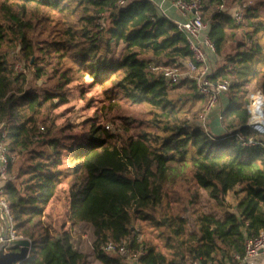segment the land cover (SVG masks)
Here are the masks:
<instances>
[{"label": "trees", "instance_id": "obj_1", "mask_svg": "<svg viewBox=\"0 0 264 264\" xmlns=\"http://www.w3.org/2000/svg\"><path fill=\"white\" fill-rule=\"evenodd\" d=\"M119 1L0 0V19L9 23L0 20V119L7 126L9 156L3 195L15 233L31 241L23 264H90L65 232L52 239L44 226V209L58 198L63 183L68 185V220L91 226L101 264H125L96 251L107 240L121 239L135 250L144 246V264L234 263L233 254H243L245 237H255L264 227V147L242 146L235 136L252 134L245 85L253 83L264 94V71L247 68L262 51L264 22L247 6L244 24H236L230 13L217 9L225 0H202L208 35L225 58L215 76L230 79L228 104L220 111L226 132L213 136L177 115L171 92L195 89L194 82L168 86L150 68L184 69L183 60L191 56L185 35L153 1ZM238 29L245 41L231 55L227 42ZM9 35L19 40L33 76L50 86L30 87L26 75L14 71L6 56L13 40ZM119 44L120 60L108 61ZM228 65L235 69L231 74ZM84 74L102 87L100 115L119 124L106 129L94 125L93 118L86 141L72 153L75 135L50 113L69 102V84ZM138 105L149 108L147 119L123 115ZM66 151L75 158L73 165L64 162ZM176 165H188L193 185L223 209L225 196L238 186L236 211L192 210L189 219L168 209L166 182ZM137 221L165 229L166 252L137 239Z\"/></svg>", "mask_w": 264, "mask_h": 264}, {"label": "rangeland", "instance_id": "obj_2", "mask_svg": "<svg viewBox=\"0 0 264 264\" xmlns=\"http://www.w3.org/2000/svg\"><path fill=\"white\" fill-rule=\"evenodd\" d=\"M247 6L255 10L264 22V0H225L223 7L221 8L219 6L217 7V9H221L228 13H233L237 9H243L245 14ZM203 16V18H206V14H204ZM0 20L4 22L5 25H9V23L5 20ZM244 22L245 18H243L240 23L236 24L243 25ZM9 38L13 40L8 43L6 56L13 64L18 63L21 65L22 71L20 72H23L26 75L28 85L36 89H43L50 86L44 80V78L36 79L33 76L34 69L29 65H25V61L21 57L19 40L14 39L13 35H9ZM239 41H245V39L242 37L241 32L238 29L237 31H235L234 37H231L227 42V52L233 55ZM260 41L262 43V51L258 53L254 57V59L247 65V68L251 71H264V33L261 34ZM122 52L123 44H119L113 49V53L109 54L106 59L110 62H118L121 58ZM12 54L15 56L13 57ZM223 65L224 64H222L221 66ZM231 66H227V70H229L230 74L235 71V69L232 70ZM226 79L230 81L229 78L226 77ZM68 87L70 89L69 102L53 110L50 115L54 116V121L57 125H59L60 127L67 125L69 127L67 132H71L75 135V140L72 144V147L74 149L72 151L73 153L75 151V148L79 145L78 143L86 141L87 136L89 135L90 123L88 122L90 120L94 118V125H104L106 129L111 130H113L115 128V125L119 124V122L113 121L109 117L106 118L100 115V107L102 106L104 101L102 87L99 84L93 83L92 78L89 75L84 74L79 77V79L73 80ZM245 89V97L248 104L251 93L259 89L256 88L253 83L245 85ZM171 93L176 107H179L177 113L179 119L181 120L182 117H184L187 119V123L189 125L191 124L194 126H198L197 118L202 111L201 105L203 102L200 97L198 98L196 89L190 88L185 90L183 88H178ZM179 96L181 97V100L183 102L179 101ZM227 104L228 100L223 99L221 102L222 108L227 106ZM148 111L149 108L147 106L138 105L134 111L128 108L124 109L123 115H132L137 119H147ZM209 117L210 116L208 115V118ZM220 129L221 125L217 127L216 132H211L212 134L219 136L222 134V132L219 131ZM70 157L71 155L66 151L63 158L64 162L68 165H73L75 163V158L73 157L72 159H70ZM12 158L15 160L17 157L13 156ZM8 178L9 176L7 171L5 179ZM190 179H192V171L188 165H176L172 168V171L169 174L168 180L166 182V202L168 204V209L173 210L174 212H181L182 215H186L189 219L191 218L192 210H198L199 212H212L217 215L221 214L223 210H226L228 212L236 211V198L240 195L238 193V190H236V192L234 193L229 192L225 196L224 202L226 207L223 209L222 206L218 205L213 199L208 196L205 190L198 188L196 185H193ZM64 185L65 184L63 183L59 186L60 195L58 196V198L53 200L47 210V218L52 219L53 222L59 225L60 228L68 220L67 207L69 198L66 188L67 186ZM136 223L137 224L135 228L139 231L137 235V239L139 241H141L142 243L146 242L155 244L158 249L164 252L167 251L164 246L166 233L165 229H163L162 227L152 226L148 222L137 221ZM69 235L74 247L88 256L90 264H101L96 258L95 250L92 247V229L89 224L81 223L75 225L72 230L69 231ZM142 247L144 248L143 245ZM144 250L146 251L145 248Z\"/></svg>", "mask_w": 264, "mask_h": 264}, {"label": "built area", "instance_id": "obj_3", "mask_svg": "<svg viewBox=\"0 0 264 264\" xmlns=\"http://www.w3.org/2000/svg\"><path fill=\"white\" fill-rule=\"evenodd\" d=\"M129 0H120L119 5H124ZM164 14L162 2L164 0H151ZM171 4L176 10L180 19L175 23L178 29L185 35L191 56L183 60L184 69L179 66L150 68L160 75L165 85L171 86L180 83L183 79L194 82L197 95L203 102L202 111L198 115L197 125L207 135H210L208 126V115L218 104L220 97L227 93L229 82L227 79L216 77L214 61H220L215 50V45L208 35V24L202 17V0H172ZM235 23H240L244 18V10L237 9L230 13ZM13 55V54H12ZM15 55H13L14 57ZM16 72L22 71L21 65L13 64ZM249 113L246 122L252 134L243 136L235 133L242 146H263L264 147V94L261 90L251 93L247 104ZM6 124L0 119V244L3 241H10L22 236L15 233L14 222L10 213L9 205L3 195V187L7 174L9 156L5 145ZM107 127V126H106ZM6 233V238L4 237ZM244 251L242 255L233 254L234 263L226 264H253V259L264 252V227L258 229L257 235L253 238L245 237ZM98 253L115 254L125 264H144L141 257L145 254L143 247L133 249L129 246L127 239L120 241L107 240L97 248ZM18 264V263H15ZM181 264H200L197 259H189Z\"/></svg>", "mask_w": 264, "mask_h": 264}, {"label": "crops", "instance_id": "obj_4", "mask_svg": "<svg viewBox=\"0 0 264 264\" xmlns=\"http://www.w3.org/2000/svg\"><path fill=\"white\" fill-rule=\"evenodd\" d=\"M157 1L160 2V0H157ZM171 1L172 0H164L162 2V7L164 9L163 11H164L165 16L168 17L169 19L173 20L174 22H176L178 19H180V16L176 12V10L173 8V6L171 4ZM219 58H221L220 61H216V62L214 61L216 73H217V67H219V66H221L222 64L225 63V60H223L224 58L221 55H219ZM221 97H222V99H221ZM221 97H220V101L218 102V104L209 113L210 117L208 118V126H209V129H210V134L213 135V136H216V135L212 134V132H214V131L216 132L217 131V127L219 125H221V129L219 130V131L222 132L221 135H223L226 132L225 128L222 126V124L220 122V111L222 109V105H221L222 100L223 99L228 100L227 93L225 95H222ZM201 106H203V103H202ZM221 135H219V136H221ZM65 185L67 186L66 188H67V193H68V185L67 184H65ZM236 188H238V187H235L230 192L234 193V192H236V190H238V193L241 195V192L239 191V188L238 189H236ZM68 198H69V196H68ZM54 199H56V198H52L49 201V203L47 204V206H46V208L44 209V212H43L42 220H43L44 226H45V228L47 230V234L52 239H57L62 232H65L66 235H68L70 237L69 231L72 230V228L75 225H73L69 220H67V222L64 223L63 226L60 228L59 225L55 224L52 219H48L47 218V210H48L50 204L53 202ZM236 203H237V200H236ZM67 212H68V216H69V201H68ZM70 240H71V238H70ZM253 264H264V252L260 253L259 255H257L253 259Z\"/></svg>", "mask_w": 264, "mask_h": 264}, {"label": "water", "instance_id": "obj_5", "mask_svg": "<svg viewBox=\"0 0 264 264\" xmlns=\"http://www.w3.org/2000/svg\"><path fill=\"white\" fill-rule=\"evenodd\" d=\"M6 238V233H4ZM31 247L30 239L20 237L0 244V264H23Z\"/></svg>", "mask_w": 264, "mask_h": 264}]
</instances>
